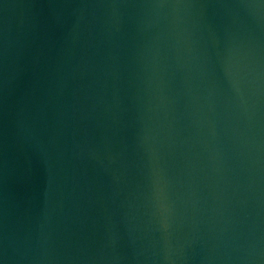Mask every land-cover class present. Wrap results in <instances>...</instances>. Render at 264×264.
Instances as JSON below:
<instances>
[{
	"label": "water",
	"instance_id": "water-1",
	"mask_svg": "<svg viewBox=\"0 0 264 264\" xmlns=\"http://www.w3.org/2000/svg\"><path fill=\"white\" fill-rule=\"evenodd\" d=\"M0 264H264V0H0Z\"/></svg>",
	"mask_w": 264,
	"mask_h": 264
}]
</instances>
